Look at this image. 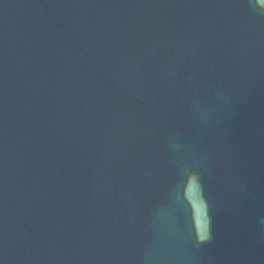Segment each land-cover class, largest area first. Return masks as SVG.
Instances as JSON below:
<instances>
[{"label": "water", "instance_id": "1", "mask_svg": "<svg viewBox=\"0 0 264 264\" xmlns=\"http://www.w3.org/2000/svg\"><path fill=\"white\" fill-rule=\"evenodd\" d=\"M0 264H264V0H0Z\"/></svg>", "mask_w": 264, "mask_h": 264}]
</instances>
